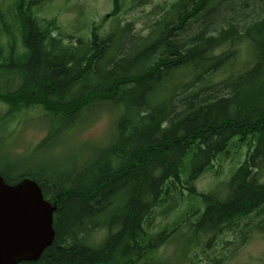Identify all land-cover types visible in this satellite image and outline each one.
<instances>
[{
  "label": "trees",
  "instance_id": "1",
  "mask_svg": "<svg viewBox=\"0 0 264 264\" xmlns=\"http://www.w3.org/2000/svg\"><path fill=\"white\" fill-rule=\"evenodd\" d=\"M47 1L0 3V142L6 148L38 108L51 124L38 148L92 110L101 111L93 121L108 108L113 116L107 139L91 141L78 171L11 177L0 166L8 183L31 178L57 206L53 242L18 264H164L158 246L177 234L185 247L209 235L210 249L240 220L264 215V0L258 13L255 0H239L249 14L231 18L220 12L224 0H174L149 35L134 34L136 51L124 45L133 24L107 33L96 25L67 42L56 19L38 16ZM113 3L117 16L122 0ZM244 55L248 64L238 69ZM233 144L248 145L244 161L221 186L199 191L195 181ZM184 203L186 215L153 234L151 216L168 220Z\"/></svg>",
  "mask_w": 264,
  "mask_h": 264
},
{
  "label": "rangeland",
  "instance_id": "2",
  "mask_svg": "<svg viewBox=\"0 0 264 264\" xmlns=\"http://www.w3.org/2000/svg\"><path fill=\"white\" fill-rule=\"evenodd\" d=\"M13 1L0 0V3L8 5ZM113 2L114 0H49L38 10V16L56 19L59 29L55 33L61 32L66 35L67 42H74L79 36H88L96 25L100 27L101 33H107L113 28L121 32L122 27L133 24V33H129L125 38L124 45L129 51H136L141 45V40L134 34L142 37L149 35L156 21L163 16V7L171 10L174 0H122L120 13L117 16L111 14L114 10ZM254 4V12L258 13L262 10L260 3V9L258 2ZM218 6L226 18L249 14L246 9H242V6L239 7V0H224ZM108 15L107 20L104 19ZM70 34L74 36L71 37ZM245 57L244 55L241 62H238V69L248 64ZM220 74L215 78L216 80L223 77ZM177 81L188 80L181 77ZM4 109L5 106L0 104V112ZM31 112L33 113L28 118L21 120L22 123L13 134L5 139L6 148L4 143L2 144V139L0 142V166L6 168L11 177L41 168L47 169L50 173L61 174L72 169L74 165H76L74 171L83 168L84 164L87 166L92 153L85 149L90 150L95 147L91 141L103 142L107 139L113 116V111L108 108L93 121L101 111L92 110L88 114H83V118L77 124L69 126L67 132L61 131L62 134L57 135L46 147L38 148L40 142L47 136L48 129H51V124L47 123L44 115L42 117L41 108ZM248 148L247 144L240 148L231 145L227 156L216 160L214 165L195 181L197 189L209 191L228 181L244 161ZM261 180L264 182V172L261 174ZM187 206V203L181 205L168 220H161L160 216H151L150 219L156 218L153 234L158 233L164 224L174 222L180 214L186 215ZM263 219L264 215L256 216L250 220L249 225L247 219L240 220L237 222L238 226H235L236 231H226L215 240L214 246L210 249L206 243L209 235L201 236L198 242H192L189 247H185L181 234H177L167 243L158 246L156 253L160 255L164 264H207L215 257L224 258L223 264H264V232L256 228V224H261ZM249 228L250 233H241L242 229L245 231ZM104 231L100 229L93 233L95 243H100ZM142 263L161 264L162 261L143 260Z\"/></svg>",
  "mask_w": 264,
  "mask_h": 264
},
{
  "label": "water",
  "instance_id": "3",
  "mask_svg": "<svg viewBox=\"0 0 264 264\" xmlns=\"http://www.w3.org/2000/svg\"><path fill=\"white\" fill-rule=\"evenodd\" d=\"M55 210L37 181L9 184L0 175V264L38 259L55 237Z\"/></svg>",
  "mask_w": 264,
  "mask_h": 264
},
{
  "label": "bare ground",
  "instance_id": "4",
  "mask_svg": "<svg viewBox=\"0 0 264 264\" xmlns=\"http://www.w3.org/2000/svg\"><path fill=\"white\" fill-rule=\"evenodd\" d=\"M47 200V199H46ZM48 201V200H47ZM52 206H56L54 204H52L50 201H48ZM56 209H57V206H56ZM56 211V210H55ZM54 226V225H53Z\"/></svg>",
  "mask_w": 264,
  "mask_h": 264
}]
</instances>
